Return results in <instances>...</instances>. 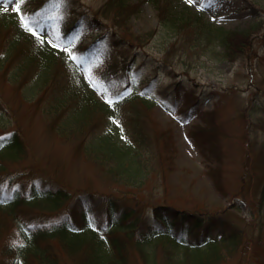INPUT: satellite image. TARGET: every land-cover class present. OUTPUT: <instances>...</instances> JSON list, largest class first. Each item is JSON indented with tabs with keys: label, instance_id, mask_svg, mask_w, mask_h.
<instances>
[{
	"label": "trees",
	"instance_id": "16d2710c",
	"mask_svg": "<svg viewBox=\"0 0 264 264\" xmlns=\"http://www.w3.org/2000/svg\"><path fill=\"white\" fill-rule=\"evenodd\" d=\"M149 1L157 7L165 27L177 33L187 28L198 46L213 49L222 45L230 57L240 55V45L257 32L253 26L243 31L224 30L201 14L192 17L188 6L179 9L174 0ZM9 2L0 0V79L21 101L32 100L40 106L48 135L73 142L100 169L106 186L136 191L158 171L159 162L165 163L162 169L165 173L168 169V174L176 161L168 153L175 146L167 129L162 130L159 142L148 133L147 111L155 104L149 94L153 74L145 76L143 89L138 90V81H134L141 69L134 65L139 58L137 46L97 14L87 16L94 21L92 28L86 27V17L81 15L63 23L65 35L78 36L75 45L55 43L45 35L42 20L55 13V0H19V11L17 7L10 10ZM111 2L121 12L132 9L129 0ZM100 24L101 30H96ZM85 34L91 37L90 43L81 41ZM109 47L127 54L128 60L119 66L115 56H108L104 77L110 96L103 101L69 52L97 50L107 56ZM149 62L155 71L169 67L153 56ZM10 119L0 100V121ZM205 135L209 142L216 138L212 130ZM0 137L4 138L0 140V242L7 238L0 248V264H215L221 247L237 250L241 245L243 229L197 206L180 208L165 201L150 204L129 193L120 196L89 190L73 194L51 174L43 176L33 169L28 171L27 186L16 184L23 171L12 169L29 157L27 140L17 126L0 130ZM218 167L211 170L214 177ZM69 203L74 210L53 222L25 215L55 211ZM95 206H103V212L90 214Z\"/></svg>",
	"mask_w": 264,
	"mask_h": 264
},
{
	"label": "rangeland",
	"instance_id": "374dc122",
	"mask_svg": "<svg viewBox=\"0 0 264 264\" xmlns=\"http://www.w3.org/2000/svg\"><path fill=\"white\" fill-rule=\"evenodd\" d=\"M18 1L10 3V9ZM111 1L64 0L60 5L58 0L53 5L55 13L42 19L44 30L53 41L75 45L78 36L65 35L63 23L83 12L97 14L137 46L136 67L141 69L134 81H138L137 89L141 91L145 76L153 74L149 94L156 100L147 111L145 123L155 142H159L163 129L169 131L175 146L168 153L176 157L173 168L167 174L168 169L166 173L162 169L165 163L159 162L158 171L136 191L106 186L100 169L73 142L48 135L40 106L32 100L21 101L15 90L0 79V100L11 117L10 121H0V130L17 126L30 152L22 164L13 166V172L23 171L16 184L27 186L31 178L28 171L33 169L43 176L51 174L73 194L89 190L120 196L129 193L150 204L165 201L180 208L197 206L245 232L237 250L220 248L215 264H264V0H214L205 7L201 5L207 0L173 1L179 9L188 6L192 17L199 13L224 30L243 31L253 26L257 31L252 34L253 40L243 42V52L234 57L222 45L213 49L198 46L187 28L177 33L165 27L157 7L149 0H129L132 9L124 8L123 12ZM87 22V28H92L94 21ZM80 39L83 44L91 42L86 34ZM69 53L96 96L107 100L110 89L104 74L108 56H115L121 66L128 60L127 54L114 47H109L107 56L97 50L83 54L71 49ZM144 56L147 62L143 64ZM150 56L166 61L170 67L161 66L155 71ZM210 130L216 136L212 142L205 135ZM216 165L218 177L211 171ZM73 206L69 203L55 211L25 215L36 221L42 217L43 223L53 222L74 210ZM102 207L95 206L91 214H101ZM5 242H0V248Z\"/></svg>",
	"mask_w": 264,
	"mask_h": 264
},
{
	"label": "snow or ice",
	"instance_id": "6c2138e0",
	"mask_svg": "<svg viewBox=\"0 0 264 264\" xmlns=\"http://www.w3.org/2000/svg\"><path fill=\"white\" fill-rule=\"evenodd\" d=\"M11 3H16V0H10ZM64 2V0H59V4L62 5ZM189 3H192L193 0H188ZM214 2V0H207L206 4H202L201 7H205V6H211V4ZM17 7V11H19L20 8V4H16ZM23 18V17H22ZM24 26L27 28L29 26V22L27 20H25V24ZM73 59H75V57H72ZM3 137H0V140H3Z\"/></svg>",
	"mask_w": 264,
	"mask_h": 264
}]
</instances>
